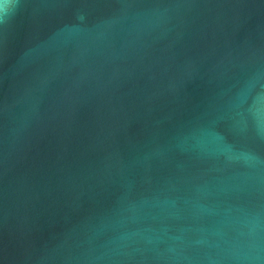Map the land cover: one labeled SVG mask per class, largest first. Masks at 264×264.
Listing matches in <instances>:
<instances>
[{
  "label": "water",
  "instance_id": "95a60500",
  "mask_svg": "<svg viewBox=\"0 0 264 264\" xmlns=\"http://www.w3.org/2000/svg\"><path fill=\"white\" fill-rule=\"evenodd\" d=\"M0 264H264V0H0Z\"/></svg>",
  "mask_w": 264,
  "mask_h": 264
}]
</instances>
